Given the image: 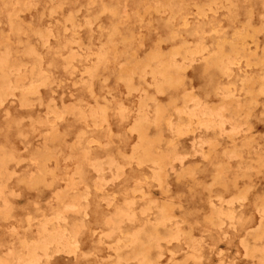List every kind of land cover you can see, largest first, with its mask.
Here are the masks:
<instances>
[{
    "label": "rangeland",
    "instance_id": "1",
    "mask_svg": "<svg viewBox=\"0 0 264 264\" xmlns=\"http://www.w3.org/2000/svg\"><path fill=\"white\" fill-rule=\"evenodd\" d=\"M0 264H264V0H0Z\"/></svg>",
    "mask_w": 264,
    "mask_h": 264
},
{
    "label": "bare ground",
    "instance_id": "2",
    "mask_svg": "<svg viewBox=\"0 0 264 264\" xmlns=\"http://www.w3.org/2000/svg\"><path fill=\"white\" fill-rule=\"evenodd\" d=\"M137 16V15H136ZM11 34V33H10ZM124 44V43H123ZM129 56V55H128ZM6 80V79H5ZM138 84V83H137ZM144 103V102H143ZM75 117V116H74ZM37 118V117H36ZM9 124V123H8ZM6 125V124H5ZM24 128H26V127H24ZM9 131V130H8ZM10 132V131H9ZM55 151V150H54ZM151 158V157H150ZM36 161V160H35ZM55 182V181H54ZM69 193V192H68ZM137 199H139V198H137ZM9 217V216H8ZM33 220V219H32ZM34 222V221H33ZM100 225V224H99ZM143 235H144V233H143ZM192 238V237H191ZM24 246V245H23ZM36 246V245H35ZM132 247V246H131ZM88 262V261H87Z\"/></svg>",
    "mask_w": 264,
    "mask_h": 264
}]
</instances>
